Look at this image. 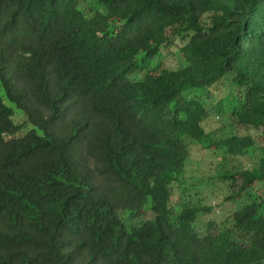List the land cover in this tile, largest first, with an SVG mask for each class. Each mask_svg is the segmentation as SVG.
Segmentation results:
<instances>
[{"label": "trees", "instance_id": "1", "mask_svg": "<svg viewBox=\"0 0 264 264\" xmlns=\"http://www.w3.org/2000/svg\"><path fill=\"white\" fill-rule=\"evenodd\" d=\"M257 184L264 0H0V264H264Z\"/></svg>", "mask_w": 264, "mask_h": 264}, {"label": "rangeland", "instance_id": "2", "mask_svg": "<svg viewBox=\"0 0 264 264\" xmlns=\"http://www.w3.org/2000/svg\"><path fill=\"white\" fill-rule=\"evenodd\" d=\"M165 56V58H166V55H164ZM163 59L162 60V63H164L165 64V67L167 68V67H169L170 65H172V66H175V65H177L178 64V59H177V57H175V56H169V58L168 59ZM150 69V68H149ZM136 76H138V74L136 75ZM143 76V74L142 75H139V77L138 78H140V77H142ZM218 98V97H217ZM197 160V159H196ZM196 166V161L194 160L192 163H187L186 164V176H191V175H197L196 174V170H197V168H194ZM198 168H199V166H198ZM256 189H258V191L261 193L262 191H264V186H262L261 187V185L260 184H257L256 185V187H255ZM258 192V193H259ZM209 199V198H208Z\"/></svg>", "mask_w": 264, "mask_h": 264}]
</instances>
